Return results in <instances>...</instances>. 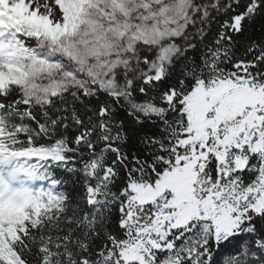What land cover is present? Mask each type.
Segmentation results:
<instances>
[{
    "label": "snow or ice",
    "instance_id": "6c2138e0",
    "mask_svg": "<svg viewBox=\"0 0 264 264\" xmlns=\"http://www.w3.org/2000/svg\"><path fill=\"white\" fill-rule=\"evenodd\" d=\"M0 264H264V0H0Z\"/></svg>",
    "mask_w": 264,
    "mask_h": 264
}]
</instances>
